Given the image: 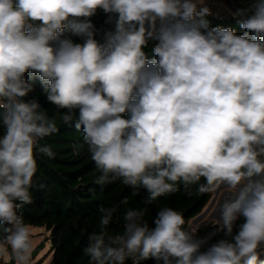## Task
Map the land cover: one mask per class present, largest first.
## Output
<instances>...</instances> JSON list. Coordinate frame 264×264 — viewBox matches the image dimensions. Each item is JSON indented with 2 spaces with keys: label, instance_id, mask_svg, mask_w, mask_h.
Wrapping results in <instances>:
<instances>
[{
  "label": "clouds",
  "instance_id": "9594fccd",
  "mask_svg": "<svg viewBox=\"0 0 264 264\" xmlns=\"http://www.w3.org/2000/svg\"><path fill=\"white\" fill-rule=\"evenodd\" d=\"M98 9L112 26L100 39L88 20ZM209 14L205 0H0V257L31 264L17 209L33 202L37 153L56 155L39 144L58 132L56 117L25 99L32 72L62 123L82 132L97 185L120 180L145 205L181 186L223 189L204 236L171 207L151 226L146 207H101L88 264H264V0L232 13L243 34L209 27ZM113 221L122 232L108 231Z\"/></svg>",
  "mask_w": 264,
  "mask_h": 264
},
{
  "label": "trees",
  "instance_id": "16d2710c",
  "mask_svg": "<svg viewBox=\"0 0 264 264\" xmlns=\"http://www.w3.org/2000/svg\"><path fill=\"white\" fill-rule=\"evenodd\" d=\"M243 2L244 0H233L237 7H241ZM203 19L208 22L209 27L232 28L237 34H243L246 31L240 27V19L235 16L217 19L210 13ZM88 20L98 30L97 39H100L105 29L112 27L105 24L106 15L101 9H98L96 14ZM64 35L70 36L75 43H81L83 39L68 31ZM157 43L158 41L155 40L149 41L147 48L144 49L149 59L155 58L152 49ZM26 79L32 83L33 91L25 99H36L42 110H46L49 116L56 117L58 126L57 133L39 141L40 145L51 146L56 155L50 159L37 153L38 171L31 189L33 202L17 209L26 224L43 227L49 232L52 252L49 264H88L89 258L85 255L84 249L89 243V236L99 230L101 207L120 205L117 215L122 214L127 208L146 207L148 211L144 219L150 226L160 207H171L183 215L186 229L189 228L190 221L202 213L211 200L212 193L197 195L196 185L190 186L192 195L185 194L181 186L180 191L175 195L166 194L150 205L143 203V191L139 195L134 194L133 190L120 180L103 187L97 185L95 180L99 172L90 159L82 132L62 123L56 106L47 100L42 91L38 74L28 72ZM200 183H204L203 178ZM124 198L128 200L126 205L120 204ZM215 225L214 222H210L200 226L196 231L200 236H204L213 231ZM108 231L111 234L122 232V221L120 223L113 221ZM4 235V226L0 225V238ZM221 237L222 233L209 243ZM260 260L264 261V255L260 256ZM0 264H13V262H6L3 257H0ZM126 264H132V261L127 260ZM143 264H155V262L148 260Z\"/></svg>",
  "mask_w": 264,
  "mask_h": 264
},
{
  "label": "rangeland",
  "instance_id": "374dc122",
  "mask_svg": "<svg viewBox=\"0 0 264 264\" xmlns=\"http://www.w3.org/2000/svg\"><path fill=\"white\" fill-rule=\"evenodd\" d=\"M234 4L233 0H205V5L209 7L210 13L216 10L218 7L222 10V12L232 15L233 10L229 4ZM217 8V9H218ZM233 16V15H232ZM223 195V189L218 190L215 193H212V198L204 208L202 213L192 219L189 223V230H197L199 225L202 222H206L200 226L208 224V222H214L216 224V220L218 217L217 206L221 202V197ZM209 209V210H208ZM208 211V212H207ZM31 234H32V242H33V253L37 251V255L33 256L31 259V264H49L52 259V252H51V244H50V234L46 231L43 227H33L30 226ZM43 244V247H41ZM32 253V254H33ZM5 259V258H4ZM6 262H11L10 260H6Z\"/></svg>",
  "mask_w": 264,
  "mask_h": 264
},
{
  "label": "built area",
  "instance_id": "2783aa9c",
  "mask_svg": "<svg viewBox=\"0 0 264 264\" xmlns=\"http://www.w3.org/2000/svg\"><path fill=\"white\" fill-rule=\"evenodd\" d=\"M218 8V7H217ZM215 11H213V13H211V15L214 17V18H217V19H223L225 17H228V16H232V15H229L227 13H224L222 12L221 9H217Z\"/></svg>",
  "mask_w": 264,
  "mask_h": 264
},
{
  "label": "water",
  "instance_id": "95a60500",
  "mask_svg": "<svg viewBox=\"0 0 264 264\" xmlns=\"http://www.w3.org/2000/svg\"><path fill=\"white\" fill-rule=\"evenodd\" d=\"M229 2V1H228ZM229 4H230V2H229ZM230 6H231V9L233 10V12H235L236 11V9L238 8L235 4H230ZM239 19H240V17H238ZM199 216V215H198ZM197 216V217H198ZM195 219V218H194ZM41 247H43V244H42V246ZM33 256H36L37 255V251H34V253L32 254Z\"/></svg>",
  "mask_w": 264,
  "mask_h": 264
},
{
  "label": "crops",
  "instance_id": "0c3cea01",
  "mask_svg": "<svg viewBox=\"0 0 264 264\" xmlns=\"http://www.w3.org/2000/svg\"><path fill=\"white\" fill-rule=\"evenodd\" d=\"M209 210V209H208ZM208 212V211H207ZM217 218V217H216ZM204 223H206L205 221L204 222H202L200 225H202V224H204ZM209 223V222H208ZM200 225L198 226V227H200Z\"/></svg>",
  "mask_w": 264,
  "mask_h": 264
}]
</instances>
